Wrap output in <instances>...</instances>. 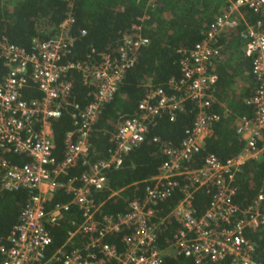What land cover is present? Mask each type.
I'll use <instances>...</instances> for the list:
<instances>
[{"label": "built area", "instance_id": "2783aa9c", "mask_svg": "<svg viewBox=\"0 0 264 264\" xmlns=\"http://www.w3.org/2000/svg\"><path fill=\"white\" fill-rule=\"evenodd\" d=\"M244 8L264 13V0H225L223 9L201 31V38L178 49L180 74L168 79L170 90L148 84L136 102L135 112L117 120L109 136L107 156L94 161L88 158L89 133L123 73L133 64L136 50L147 43L141 33L143 16L136 17L122 33L114 53H100L95 61L67 58L72 41L69 15L57 24L55 34L32 38L28 49L0 36V56L6 67L0 78V149L27 159L16 163L0 155V191L24 188L28 192L5 243L0 244V264H46L44 252L51 240L46 225L57 223L71 205L78 209L79 218L67 232V239L76 232L86 239L81 248L57 247L51 257L59 264H160L152 217L156 204L175 190L180 196L169 214L180 224L172 235L176 253L197 262L229 255L232 264H261L252 256L253 243L245 230H259L264 235L262 193L243 207L233 201L234 174L264 147V31L259 19L243 20L241 32L243 52L250 56L249 70L255 81L252 91L242 98L251 106V114L238 115L234 120L242 147L222 160L206 153L200 165H187L219 118V113L211 109L215 102L214 59L221 47L220 35L243 19ZM72 69L91 88L84 104L72 96L67 77ZM28 81L40 92L38 97H20V89ZM186 100L193 109L192 122L178 143L160 142L165 159L145 183L141 196L129 199L124 211L97 215L98 204L91 191L104 186V169L116 166L122 155L143 139L157 117L165 114L173 119ZM62 112L74 126L64 132L62 155L56 158L51 119ZM77 165L81 170L69 174V168ZM57 187L68 199L47 204ZM199 187H204L209 196L203 212L196 216L193 194ZM114 231H121L120 250L103 240Z\"/></svg>", "mask_w": 264, "mask_h": 264}, {"label": "trees", "instance_id": "16d2710c", "mask_svg": "<svg viewBox=\"0 0 264 264\" xmlns=\"http://www.w3.org/2000/svg\"><path fill=\"white\" fill-rule=\"evenodd\" d=\"M225 0H0V36L28 49L32 38H46L54 27L67 15L71 17L70 33L72 41L67 58L95 61L103 52L114 53L129 25L136 17L141 20V33L147 37V43L136 50L135 60L123 73L112 97L104 103L89 133L88 158L94 161L107 156L111 146L109 136L121 117L135 112L138 99L147 89V85L162 86L169 91L168 79L180 74L178 59L179 48H187L201 38L204 30L214 16L223 9ZM243 19L219 37L221 45L214 59L216 80L213 84L215 102L211 109L219 113L212 123L211 131L204 138L200 148L191 155L187 165L198 166L206 153H213L219 159L236 154L242 147V139L235 132L234 120L238 115H250L252 108L242 98L248 95L255 84L250 73V56L243 52V20H260V29L264 31V13H254L242 9ZM83 32H80V31ZM0 56V78L5 72ZM67 77L71 82L74 99L84 104L90 98V87L86 85L75 70H69ZM40 92L35 84L28 81L20 89L23 99L36 98ZM225 108V110H224ZM193 109L186 100L173 119L165 114L156 118L148 128L143 139L122 155L116 166L104 169L105 184L101 189L92 190L91 195L98 204L97 215L115 213L127 209L132 197H139L147 180L155 175L158 166L164 161L160 142L178 143L184 130L192 122ZM68 114L62 112L51 119L52 150L56 158L62 155L63 135L73 128ZM155 137V139H153ZM260 144V142H259ZM0 155L13 162L21 163L27 159L0 149ZM81 166L69 168V174L77 173ZM235 193L233 201L243 207L257 193H262L264 209V147L256 158L245 160L234 174ZM28 192L24 188L0 191V244H4L10 227L16 222L20 206L26 200ZM180 193L175 190L169 197L158 202L152 220L155 221L156 246L159 249L160 264H232L230 256L218 260L208 258L195 261L190 256L176 253L172 244V235L179 228V222L169 214ZM209 192L199 187L193 194L195 215H200L207 203ZM68 199V195L56 188L49 199L54 201ZM79 211L70 206L57 223L47 224L51 236L45 248L46 264H59L51 255L59 247L81 248L86 236L76 232L67 239L68 231L77 223ZM121 231L111 232L103 240L112 242L120 250ZM245 236L253 243L252 256L264 264V235L259 230H245ZM2 254L0 253V263Z\"/></svg>", "mask_w": 264, "mask_h": 264}, {"label": "crops", "instance_id": "0c3cea01", "mask_svg": "<svg viewBox=\"0 0 264 264\" xmlns=\"http://www.w3.org/2000/svg\"><path fill=\"white\" fill-rule=\"evenodd\" d=\"M55 33H56V27H54V30H53L52 34H55Z\"/></svg>", "mask_w": 264, "mask_h": 264}]
</instances>
